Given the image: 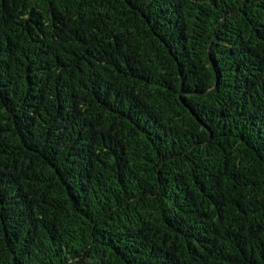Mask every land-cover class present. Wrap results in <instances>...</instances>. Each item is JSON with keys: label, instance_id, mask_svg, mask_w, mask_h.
<instances>
[{"label": "trees", "instance_id": "1", "mask_svg": "<svg viewBox=\"0 0 264 264\" xmlns=\"http://www.w3.org/2000/svg\"><path fill=\"white\" fill-rule=\"evenodd\" d=\"M0 264H264V0H0Z\"/></svg>", "mask_w": 264, "mask_h": 264}]
</instances>
